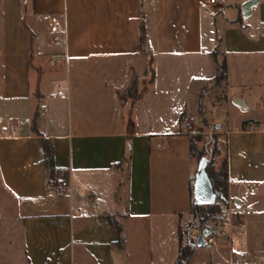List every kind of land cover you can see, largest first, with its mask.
Here are the masks:
<instances>
[{
  "label": "crops",
  "instance_id": "1",
  "mask_svg": "<svg viewBox=\"0 0 264 264\" xmlns=\"http://www.w3.org/2000/svg\"><path fill=\"white\" fill-rule=\"evenodd\" d=\"M214 49L227 62L220 102L235 109L221 123L198 110ZM54 54L66 58L53 64ZM135 81L132 105L121 97ZM0 120L15 128L0 127V192L13 202L4 223L18 228L26 264H175L198 169L189 140L213 133L231 224L207 223L204 247L205 229L182 235L194 242L187 264H264V0H0ZM43 140L61 171L53 179ZM60 181L69 194L52 193Z\"/></svg>",
  "mask_w": 264,
  "mask_h": 264
},
{
  "label": "trees",
  "instance_id": "2",
  "mask_svg": "<svg viewBox=\"0 0 264 264\" xmlns=\"http://www.w3.org/2000/svg\"><path fill=\"white\" fill-rule=\"evenodd\" d=\"M146 42V35H145V28L143 25L139 26V43L141 47L144 46ZM211 57L214 60L215 66H216V73L214 78L211 80L209 86L205 87L203 89V92L201 94V97L199 99V114L202 119H204V94L205 91L209 89V87H217L222 83H225L228 76L227 71V62L225 58V54L218 50L214 49L211 53ZM147 80L152 81L154 77V72L152 68V58L149 57L148 61V67H147ZM145 83V82H144ZM145 85V84H144ZM138 83L135 81L131 85V87L128 89V91L121 97L122 100H131L132 105L139 99L140 94L138 93L137 89ZM32 129L34 133H38L37 129L35 127V123L32 124ZM127 131L129 134H133V121L131 117L128 118L127 121ZM198 134L191 136L189 140V152L190 157L193 159L197 166L201 161L205 162L204 167V173L207 177V180L210 184L211 190L213 194L218 195L220 198H217V200L211 204V205H194L193 204V194L191 190V197H192V205L190 214L193 216V220L197 222V225L195 226V230H203L206 227L207 223H211L213 225H218L221 223L219 217L222 214V208L221 204L226 203L227 201V185H228V178H227V167H226V160L222 158V161L220 162L219 167L215 165V157L220 154L218 149V136L214 133L208 136L210 143L214 147L212 156L210 160L206 161L203 158L204 151L198 149L197 143H198ZM43 150H44V158L43 163L48 171L49 179H53L57 177L59 174H61V171L58 170L53 161V149L48 140H43ZM129 157L128 155L124 157V162L128 163ZM107 220L110 222V224L115 228V230L119 234V240L118 243L122 245L124 237L122 233V227L121 225L115 220L113 216H105ZM181 244L179 247L178 256L176 258L175 264H187L189 259L192 256V253L194 251V242L189 241L186 243L182 242V233H181Z\"/></svg>",
  "mask_w": 264,
  "mask_h": 264
},
{
  "label": "rangeland",
  "instance_id": "3",
  "mask_svg": "<svg viewBox=\"0 0 264 264\" xmlns=\"http://www.w3.org/2000/svg\"><path fill=\"white\" fill-rule=\"evenodd\" d=\"M222 84L214 88L209 87V89L205 91V93L209 95L210 100L213 102L210 103L208 100L206 102L204 101V119L208 122L217 123V121L220 120L219 123H221L222 121L226 120L227 115H231V113L235 111L229 102L227 104L224 99L220 102V100L224 98V95L227 97L229 96L227 92H225V87ZM218 101L220 103L216 104ZM197 137L198 149L204 151L203 158L206 161L210 160L214 147L210 143L208 136L198 134ZM217 150L220 152V154L214 159L215 165L219 167L223 155L219 146ZM12 205L13 202L9 198H6L5 195H1L0 192V264H26L23 256L22 242L18 228L16 227L12 236L11 224L8 221L7 223H4L6 221L5 218L9 217L8 209H10ZM196 225L197 222L193 220V216L191 215L190 221L186 223L181 230L183 240L187 236L190 237L192 230Z\"/></svg>",
  "mask_w": 264,
  "mask_h": 264
},
{
  "label": "built area",
  "instance_id": "4",
  "mask_svg": "<svg viewBox=\"0 0 264 264\" xmlns=\"http://www.w3.org/2000/svg\"><path fill=\"white\" fill-rule=\"evenodd\" d=\"M207 6H218L220 5V0H206ZM52 24L55 26V29L58 31V35L53 37L52 41L53 43H58V44H64V35H65V29L63 24L57 22L56 20H52ZM66 55L65 54H54L51 56L50 60L53 64H58L61 60L65 59ZM47 108L46 104H41L40 105V110L45 111ZM0 127L2 128V133L3 134H14L15 133V128L13 125L8 123L7 121L0 120ZM183 129L187 134H192L193 128L192 125L189 122H183ZM218 143L221 142V138H217ZM223 142V141H222ZM193 187V186H192ZM247 192L251 193V189H247ZM71 192V187L68 182L66 181H60L56 185L52 186V193L54 195H64V194H69ZM222 214L220 215L219 219L221 223L224 224H231V214L232 212L229 210L228 207L222 206ZM86 214L83 213L82 216H85ZM213 243V238L212 237H206L205 239V244H212Z\"/></svg>",
  "mask_w": 264,
  "mask_h": 264
},
{
  "label": "water",
  "instance_id": "5",
  "mask_svg": "<svg viewBox=\"0 0 264 264\" xmlns=\"http://www.w3.org/2000/svg\"><path fill=\"white\" fill-rule=\"evenodd\" d=\"M205 162L201 161L198 165L196 175L194 177L192 194H193V204L194 205H211L217 198H220L218 195L213 194L210 184L207 180V177L204 173ZM211 230L205 229L202 234L198 237L195 246L204 247L205 242L203 238L209 237Z\"/></svg>",
  "mask_w": 264,
  "mask_h": 264
}]
</instances>
